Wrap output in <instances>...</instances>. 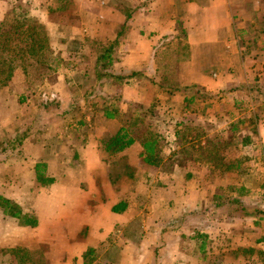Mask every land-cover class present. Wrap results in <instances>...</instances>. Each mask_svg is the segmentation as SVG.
I'll return each mask as SVG.
<instances>
[{
    "label": "crops",
    "instance_id": "crops-1",
    "mask_svg": "<svg viewBox=\"0 0 264 264\" xmlns=\"http://www.w3.org/2000/svg\"><path fill=\"white\" fill-rule=\"evenodd\" d=\"M52 1L56 0H48V14L52 10L50 6H56ZM78 1L80 7L86 9V13H91L93 18L90 23L101 29L99 42L114 45L110 70L122 82L118 86L123 103L150 106L156 102L157 106L154 105V108L160 109L164 116L166 110L167 114L173 113V116L179 112L173 133L175 139L180 137V130L185 128L186 118L192 107L197 109L201 119L223 115L225 119L232 118L236 122L237 116L233 112L239 111V118L243 120L244 116L240 111L251 102L249 112L253 113L254 120L262 119L264 111L255 105L253 91L260 88L264 93V41L251 37L253 18L261 19L260 1ZM261 3L264 6V0ZM121 6L127 10L121 12ZM95 7L100 9L98 15L94 14ZM50 25L57 27L55 23ZM89 34L90 38L87 37V40H98V37ZM69 35L66 32L63 38H69ZM95 68L94 65V71ZM256 72L262 73L261 82L258 80L261 84L259 87L252 85L257 78L253 77ZM203 108L206 110L201 111ZM106 110L115 112L116 115L112 119L105 116L106 119L117 123L120 112L126 113L124 109L119 112L116 109ZM258 127L255 136H259L264 146L263 121ZM36 139L34 133L31 136L23 135L21 144L17 146V151L28 150L27 153L34 158L33 162L30 160V167H27L29 161H18L20 165L17 167L27 169L18 173L17 184H26L29 188L43 187L31 199V211L37 212L38 226H22L19 220L10 218L18 222L16 224L21 230L45 229L49 238L60 239L47 242L37 238L32 241L36 243L35 246L32 245L34 250L46 245L50 246L53 253V244L61 246L59 251L63 257H60L58 264H85L89 256L92 258L91 264L216 262L210 255V242L228 229L199 222L203 212L199 213L196 204L199 197L195 203L194 199L200 189L191 187L197 184L193 183L197 179L195 176L186 173L183 177H177L176 187L171 177H161L160 181L155 180L158 185H153L149 194V188L137 186L143 181L151 183L149 175L146 172L143 174L141 169L145 168L144 165H158L152 166L145 162L144 148L140 141L115 154L128 156L127 165L131 168L128 172L118 171L120 175H117L104 161L105 150L98 142L81 145L78 149L80 160L71 163L65 157L58 160L57 157L49 156V149H42L43 141ZM5 150H8L7 147ZM9 162L11 160L0 161V168L8 166ZM39 166H45L46 178L54 180L49 186H43L38 181ZM56 168L59 169V174L54 171ZM21 193H25V190L18 189L15 193L20 198L18 203L23 209L19 208L24 214L30 215L25 210L29 197ZM173 200L177 208L172 203ZM261 200L257 203L261 205L259 209L262 211L255 214L261 213L264 217V193L261 194ZM42 201L48 204L46 209L38 207ZM148 202H151L150 207L153 208H149V214L147 209L137 208V204L142 208ZM159 207L163 209L160 210ZM210 208L213 209L214 206ZM245 211L244 214L248 210ZM2 214L7 216L4 211ZM183 219L187 220L188 226L191 225L189 228L182 223ZM228 228L230 230L232 225ZM247 228L240 225L238 230L239 246L245 249L253 246L249 243ZM188 229H192L191 235ZM213 231L219 234L213 237ZM259 238L254 241L263 244L264 234ZM23 243L22 240L14 241L12 246L24 247ZM242 258L247 260L244 256H240L239 260ZM255 259L260 264V258L256 256Z\"/></svg>",
    "mask_w": 264,
    "mask_h": 264
},
{
    "label": "rangeland",
    "instance_id": "rangeland-1",
    "mask_svg": "<svg viewBox=\"0 0 264 264\" xmlns=\"http://www.w3.org/2000/svg\"><path fill=\"white\" fill-rule=\"evenodd\" d=\"M257 1H260L263 12L260 11L261 19L253 18L251 37L264 41V6L262 0ZM52 2L56 6H50L52 10L48 14V0H0V69L10 70L13 74V78L0 89V161L11 160L8 166L0 168V196L12 202L14 207H21L18 203L20 198L15 193L18 189H24L25 193L21 194L29 197L25 210L30 216L38 218L37 212L31 211V199L43 187L29 188L26 184H17L18 173L30 167L34 160L32 154L27 153L28 150L17 151L16 146L23 135L31 136L34 133L35 140L39 138L43 141L42 149H49V156L58 160L65 157L72 163L80 160L78 149L81 145L98 142L105 150L103 144L125 126L141 141L152 135H156L159 141L157 157L160 163L157 167L144 165L145 168L141 169L143 174L146 172L149 175L151 183L143 181L137 186L149 188L150 194L152 186L158 185L155 180L160 181L161 177H171L174 183L177 177H183L186 173L197 178L193 182L197 184L191 187L200 189L194 199L195 203L199 197L196 204L199 213L203 212L199 222L228 229L210 242V255L216 260L214 264H257L256 256L260 258L258 263L264 264V243L254 241L264 234L263 214H255L262 211L259 203L264 193V146L255 133L260 122L264 123V114L262 119L254 120L253 113L249 112L252 108L249 102V106L240 111L243 120L239 118V111L233 112L237 116L236 122L232 118L225 119L223 115L201 119L197 109L192 107L181 137L175 139L173 133L179 112L173 116V113L167 114L166 110L164 116L160 109L154 108L156 102L150 106L123 103L118 86L122 82L116 77H107L95 84L94 65L100 50L109 47L110 42H99L101 29L90 23L93 18L91 13H86L78 0ZM38 8H41L40 11ZM119 9L121 12L127 10L124 6ZM93 10L98 15L100 9L95 7ZM52 23L57 27L53 28ZM66 32L70 33V39L63 38ZM89 33L98 40H87ZM39 43L42 47H50V52L47 49L49 53L43 57L44 62L39 63L30 54L23 56L21 49L29 51ZM261 74L256 72L253 77L257 78L252 85H261ZM253 100L259 110L264 111V93L260 88L253 91ZM106 109H116L118 112L124 109L126 113H118V124L106 119ZM6 147L8 150H5ZM103 155L113 171L131 170L127 165L128 156H115L106 153V150ZM23 159L29 161L28 166L17 167L20 165L18 161ZM58 170L54 169L56 174H59ZM145 199L148 201V198ZM39 203L40 209L48 206L46 202ZM150 203L142 208L137 204V208L147 209L149 214V208L153 209ZM172 203L177 208L174 200ZM213 206V209L210 208ZM241 207L248 210L246 214ZM208 208L210 210L206 213ZM3 211L4 208L0 206V264H58L60 257H63L59 251L61 246L53 244L54 252L51 253L50 246L46 245L34 250L32 245L36 243L32 241L40 238L48 242L60 238H49L45 229L21 230L10 215L3 216ZM12 211L10 208L9 213ZM182 223L188 224L186 219ZM240 225L248 227L249 243L253 246L247 249L239 246ZM190 226L187 225L188 228ZM188 230L191 235L192 229ZM218 234L217 231L212 232L213 237ZM19 240L24 241L25 246L14 248L13 242ZM240 256L247 257V260L242 258L240 261ZM91 261L89 256L85 264H91Z\"/></svg>",
    "mask_w": 264,
    "mask_h": 264
},
{
    "label": "trees",
    "instance_id": "trees-1",
    "mask_svg": "<svg viewBox=\"0 0 264 264\" xmlns=\"http://www.w3.org/2000/svg\"><path fill=\"white\" fill-rule=\"evenodd\" d=\"M5 37V35H4ZM2 38V37H1ZM10 41V40H7ZM47 47H42L41 44L39 43L38 45L34 46L33 49H30L29 51H25V48L21 49V52L23 53V56L30 54L32 57H35L38 62H44V56L50 52V47L49 45H46ZM114 45H110L109 47H104L103 49L100 50L98 54V58L96 60V68H95V75H96V82L98 83L99 81L103 80L104 78H113L114 75L111 74V66L113 62V48ZM48 49V51H46ZM21 52L19 55L22 57ZM4 76V79H2ZM13 78L12 72L6 69H0V89L4 87L8 81H10ZM106 116L108 118H113L115 117V112H105ZM137 124H134V126ZM186 127V126H185ZM183 133V130H180ZM180 134V137L182 135ZM25 137V136H24ZM142 142L143 148H144V153H143V158L145 162H147L150 165H158L159 160H158V143L159 141L157 140V137L152 135L148 139H139L138 137L132 135L130 132V129L128 127H121L119 132L117 133L116 136L111 138L108 142L104 143V147L106 152H109L111 154H117L120 152L125 151L126 149L130 148L133 146L137 141ZM21 140L19 141V146L21 144ZM247 142H250V140H247ZM16 146V147H17ZM45 166L43 167H37V176H38V181L43 185V186H49L54 182L53 179H48L46 178L44 171H45ZM14 204L8 200H5L3 197L0 196V206L4 208V213L7 215H10L13 218H16L17 220L20 221V224L22 226H27V227H37L38 226V220L36 217L30 216L28 214H24L23 211L18 207V206H13ZM12 208V213H9V209ZM243 211H245L244 207ZM92 251L89 252L91 254Z\"/></svg>",
    "mask_w": 264,
    "mask_h": 264
}]
</instances>
